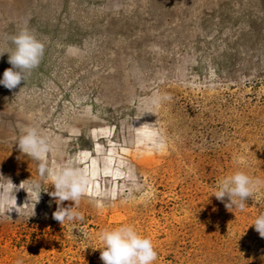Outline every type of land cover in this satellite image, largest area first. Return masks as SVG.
<instances>
[{
    "label": "rangeland",
    "instance_id": "374dc122",
    "mask_svg": "<svg viewBox=\"0 0 264 264\" xmlns=\"http://www.w3.org/2000/svg\"><path fill=\"white\" fill-rule=\"evenodd\" d=\"M23 28L45 54L0 85V200L13 183L20 207L0 205V264H103L98 235L122 225L151 238L154 264H264V186L243 210L212 195L236 171L264 181V0H0V50ZM10 67L5 53L0 79ZM29 127L53 143L50 166L91 176L60 205L83 220L52 218L48 180L28 200Z\"/></svg>",
    "mask_w": 264,
    "mask_h": 264
},
{
    "label": "clouds",
    "instance_id": "9594fccd",
    "mask_svg": "<svg viewBox=\"0 0 264 264\" xmlns=\"http://www.w3.org/2000/svg\"><path fill=\"white\" fill-rule=\"evenodd\" d=\"M9 40L14 47L9 51L0 50V57L7 53L11 67L4 71L0 85L12 90L22 81L26 82L32 70L40 65L45 54V44L27 28L10 36ZM170 99L169 96L157 97L153 103L159 104L161 100ZM17 146L21 152L37 161L39 179L31 180L29 183L26 190L28 200L34 197L36 205L43 191L42 182L48 180L55 189L50 195L56 199L58 205L57 210L52 213V218L62 226L66 220L69 222L83 220L82 214L75 211L72 206L65 208L60 205L64 201H72L78 205L81 198L89 193L88 185L91 182V176L76 167L74 161H69L61 167L50 166L48 157L54 145L35 127L25 129ZM261 186H264V181L250 177L243 171H236L221 179L212 195L221 202H225V197H227L228 202L225 203V207L228 209L236 207L243 210L247 199L252 198ZM18 190L13 183H10L5 191L6 199L0 200V205L7 203V213L14 208L19 213L20 207L16 206V200L12 203L11 198L7 196L9 192ZM96 207H102V205L97 202ZM34 208L29 217L35 215ZM252 225L260 237L264 238V214H260ZM98 240L102 247L96 249L101 250L100 259L103 264H154L158 257L151 238L141 235L132 225L105 229L99 233Z\"/></svg>",
    "mask_w": 264,
    "mask_h": 264
}]
</instances>
